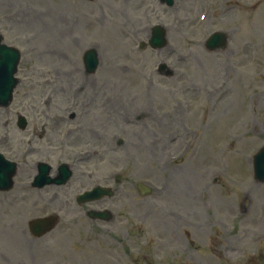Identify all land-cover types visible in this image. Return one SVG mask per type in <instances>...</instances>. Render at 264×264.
I'll list each match as a JSON object with an SVG mask.
<instances>
[{
  "label": "rangeland",
  "instance_id": "rangeland-1",
  "mask_svg": "<svg viewBox=\"0 0 264 264\" xmlns=\"http://www.w3.org/2000/svg\"><path fill=\"white\" fill-rule=\"evenodd\" d=\"M63 2L0 0L4 40L23 54L13 101L0 108V121H12L7 128L0 125V134H8L10 147L22 152L14 181L32 180L37 159L47 160L53 170L68 162L74 174L66 187L56 188L55 207L39 203V192L32 191L3 213L0 238L9 220L22 221L25 229L30 217L61 214L53 233L31 237V247L21 241L3 253L6 260L0 256V264H264V240L250 239L252 232L264 231V183L255 181L251 161L264 145V0L185 1L182 13L194 19L209 6L211 16L198 29L192 27L196 19L179 27L158 0ZM228 5L232 11L224 13ZM116 10L123 15L116 18ZM57 19L63 25L58 28L56 22L52 35ZM108 19L117 29L100 31V20ZM159 22L168 30V47L161 53L140 51L148 26ZM219 29L230 34L226 49L203 50L207 36ZM100 39L106 66L87 75L83 54L91 47L100 53ZM163 62L180 72L160 74ZM80 75L88 81L82 86ZM219 85L232 87L234 94L213 111ZM77 90L87 95L81 99L84 112L78 99L73 112L79 109L80 117L51 131L58 116H67ZM18 113L27 117L30 131L17 127ZM75 123L82 129L67 132ZM45 130L48 135L40 138ZM31 147L40 150L28 155ZM181 170L186 178L195 175L186 194ZM138 182L152 186L154 194H140ZM95 186L116 193L107 201L80 205L75 194ZM54 192L41 194L50 199ZM31 205H36L32 212ZM106 208L114 216L110 221L87 217L88 210ZM222 216L226 229L214 221ZM242 227L248 230L246 240L239 238L245 234ZM172 235L178 238L165 244ZM171 253L179 257L171 259Z\"/></svg>",
  "mask_w": 264,
  "mask_h": 264
},
{
  "label": "bare ground",
  "instance_id": "bare-ground-1",
  "mask_svg": "<svg viewBox=\"0 0 264 264\" xmlns=\"http://www.w3.org/2000/svg\"><path fill=\"white\" fill-rule=\"evenodd\" d=\"M61 2H63V0H61ZM64 3V2H63ZM119 13L121 14L122 13V11L120 10V12L118 11V10H116L115 12H114V16H118L119 15ZM32 14L33 13H29V16L31 17L32 16ZM121 15H123V14H121ZM60 20L61 19H57V20H55V22H52L51 24H52V35H55V28H56V22H57V27L58 28H60V26H62L63 24V22H61L60 23ZM62 21V20H61ZM108 22H106V20H104V24H103V26L104 27H107V28H111V29H117L116 27H114L112 24L115 22L114 20H110V19H108L107 20ZM63 28V27H62ZM120 33L119 32H117V31H115V33H114V35L117 37V35H119ZM1 73V72H0ZM58 76V75H57ZM81 78V79H80ZM79 79H80V83H79V85H83V82H88V81H86V80H83V78H82V76L80 75L79 76ZM62 89H64V88H61V90ZM77 93H75L74 94V98H78L80 95V93L78 92V91H76ZM94 95H96V93H94ZM225 97V96H224ZM83 98H87V95H84L83 96ZM81 105H82V107L84 108L85 106H86V102H81ZM144 145H145V147H146V144L144 143ZM180 174L182 173V175L181 176H183V178L181 179L180 178V187L182 188V191H183V193H188V191L186 190V188H188L191 184H192V182H193V180H195V175L194 176H189L190 178H186L185 177V171L184 170H181L180 172H179ZM178 173V174H179ZM7 180V179H6ZM24 241H25V244H24V248H26L27 246H29V247H31V246H34V243H29L28 241H26L25 240V238H24Z\"/></svg>",
  "mask_w": 264,
  "mask_h": 264
},
{
  "label": "water",
  "instance_id": "water-1",
  "mask_svg": "<svg viewBox=\"0 0 264 264\" xmlns=\"http://www.w3.org/2000/svg\"><path fill=\"white\" fill-rule=\"evenodd\" d=\"M5 55H7V60H5V62H4L5 67H2L0 72L5 71L7 73V75L5 76V79L8 80V86H6L5 92H8L12 86L11 76H12V72L14 71V64H15L16 57L11 51L5 52ZM256 170H257V168H256ZM256 174L258 175L257 178L259 179V181H264V165H263L262 169L257 170ZM102 193L103 192H100V196L102 195ZM100 215H102V214H100ZM101 217H104V215Z\"/></svg>",
  "mask_w": 264,
  "mask_h": 264
},
{
  "label": "flooded vegetation",
  "instance_id": "flooded-vegetation-1",
  "mask_svg": "<svg viewBox=\"0 0 264 264\" xmlns=\"http://www.w3.org/2000/svg\"><path fill=\"white\" fill-rule=\"evenodd\" d=\"M0 228H1V227H0ZM3 259L6 260V259H7L6 256H4ZM3 263H4V262H3Z\"/></svg>",
  "mask_w": 264,
  "mask_h": 264
}]
</instances>
